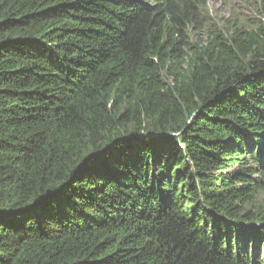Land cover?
Here are the masks:
<instances>
[{
	"label": "trees",
	"instance_id": "16d2710c",
	"mask_svg": "<svg viewBox=\"0 0 264 264\" xmlns=\"http://www.w3.org/2000/svg\"><path fill=\"white\" fill-rule=\"evenodd\" d=\"M208 4L0 0V264H264V24Z\"/></svg>",
	"mask_w": 264,
	"mask_h": 264
},
{
	"label": "rangeland",
	"instance_id": "374dc122",
	"mask_svg": "<svg viewBox=\"0 0 264 264\" xmlns=\"http://www.w3.org/2000/svg\"><path fill=\"white\" fill-rule=\"evenodd\" d=\"M207 8L211 17L214 15V9H218L220 11L217 15L219 19H230V21L241 22L252 27L264 24V0H209ZM200 14L203 23L199 29L202 32H209L216 28L215 24L219 21L206 18L207 11L205 9H201ZM236 168L237 165L234 166V170ZM261 175L258 174V178L261 179L259 177ZM257 194L259 202L264 198V185L261 186Z\"/></svg>",
	"mask_w": 264,
	"mask_h": 264
}]
</instances>
